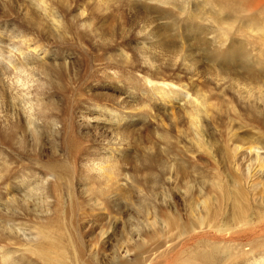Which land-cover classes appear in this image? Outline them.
I'll use <instances>...</instances> for the list:
<instances>
[{
    "label": "rangeland",
    "instance_id": "obj_1",
    "mask_svg": "<svg viewBox=\"0 0 264 264\" xmlns=\"http://www.w3.org/2000/svg\"><path fill=\"white\" fill-rule=\"evenodd\" d=\"M182 1L185 12H178V7L162 6L175 13L164 20L158 16L159 11H153L157 3L145 0H0V47L6 42L36 57L38 62L33 63L40 75L39 109L51 102L53 107H49L48 113L53 122L63 126L52 149L47 132L42 135L43 150L32 140V134L21 140L8 127L0 131V257L1 252L14 253L13 259L25 260L21 250L31 248L36 229L58 226L65 229L66 235L70 231L74 251L81 242L88 254L98 253L96 259L101 264L133 263L138 256L144 258L142 254L135 256L140 249L151 250L155 246L170 252L179 241L174 239L175 231L165 229V217L180 216L179 223L186 219L187 196L193 193L198 200L196 188L192 192L187 188L205 183L210 189L221 179L222 184L228 183L221 176L227 173L219 164L224 148L238 146L249 158L256 157L257 152L264 158V103L258 99L254 104L238 100L235 88L240 84H257L244 83L242 75L236 72L241 68L229 58L211 59L210 50L198 43L197 32L190 34L189 29L210 22V17L205 21L201 11L202 7L212 11L213 0H174L175 4ZM215 1L217 4L220 0ZM263 5L255 12L258 15L250 39L260 38L258 47L264 50ZM250 9L245 5L243 13ZM186 18L190 21L187 26L182 21ZM144 28L158 29V39L168 45L173 38L175 43H171L167 57L158 54L156 60L145 63L141 49L146 52L145 44L151 41H145V34H140ZM244 28L234 35L242 36ZM42 49L49 53L43 54ZM185 54L194 60L177 58ZM78 61L81 63L76 66ZM54 63H74V73L80 74L86 72L81 65L90 66L85 78L89 86L81 90L83 99L90 97L81 104L83 107H68L62 96L48 97L59 89L50 67ZM114 78H121L120 83ZM253 88L258 90L261 86ZM253 110L260 113L261 121L252 119ZM104 111H109L110 116ZM115 113L122 116L118 126L108 121L114 119ZM71 115L78 127H87L80 133L89 136L84 142L91 153L82 158L68 152L74 138L65 131L68 124L62 121L69 122ZM95 117L102 119L106 128L112 126L115 134L95 127L101 126L91 121ZM197 130L204 136L198 138ZM249 143L263 150L255 148L251 152L246 149ZM238 158L240 166L237 163L232 168L239 166L247 172L245 156ZM103 159L113 164L118 159L114 178L100 172ZM253 163L257 167L258 163ZM34 169L36 179H53L54 175L57 186L48 194L50 204L33 197L29 198L32 203L26 210L20 202L25 191L21 182L26 179L24 173L29 175ZM257 169L264 170L261 166ZM207 174H212V178ZM155 218L157 223L162 222L156 224ZM153 224L159 226L153 229ZM9 225H20L26 236H14ZM212 246L208 241L187 246L176 264H202L200 252H209ZM0 264L6 263L0 258Z\"/></svg>",
    "mask_w": 264,
    "mask_h": 264
},
{
    "label": "bare ground",
    "instance_id": "obj_2",
    "mask_svg": "<svg viewBox=\"0 0 264 264\" xmlns=\"http://www.w3.org/2000/svg\"><path fill=\"white\" fill-rule=\"evenodd\" d=\"M145 1H153L154 3H157L156 9L153 11H159L160 13L158 16L164 17V20L171 19L175 13L174 11H166L162 6L178 7V12L179 10H182L183 12L186 11L183 1L176 4L174 0H172V2L167 0ZM260 1L262 0H220L216 4V1L213 0L211 3L215 6L212 11H208V8L204 7H202L201 11L202 16L204 18L206 17L205 21H208L207 18L209 19L210 17V22L204 24L203 27H199L198 25L195 27L197 29H189L190 34L197 32L198 43L210 50L208 54L211 59L224 61L229 58L234 64L241 68V71L236 72H239L238 76L242 75V81H244V83L247 81L261 86L258 90L253 88L257 85L253 87L246 86V84L235 86L238 91V100L242 99V101H244L243 99H246L250 104H254L256 99L264 103V50L258 47V44L261 43L260 38L250 39V33L255 26L254 20L256 19V15H258L255 14V12L257 10L259 11L260 7L263 5V1ZM245 5L251 7L249 10L250 12L246 14L243 13ZM230 8H233V10L226 11V9ZM217 9H220V12H217ZM199 10H201V8ZM252 16L255 17L252 18ZM180 18L182 19V17ZM182 21H184L185 26L190 23L187 18ZM243 28L242 36L234 35L241 32ZM233 31L235 32L233 33V36H231ZM257 31H261V29H257ZM140 34H145V41H151L148 44H145L144 47L146 52L151 55L141 49V51L145 53L146 64H150L158 57V54L167 57L166 54L169 53L170 46L175 43L173 38L170 40V45H168L163 39H158V36H160L158 29L144 28V30H140ZM200 34H203V36H200ZM237 37H242V40ZM30 52L34 53V51ZM17 53L18 57L16 56ZM45 53L47 54L49 51L45 49L43 54ZM93 57L95 59V56ZM188 57H190V61L191 59L194 60V57L192 58L189 54H185L183 57L180 55L177 56L178 59L185 61ZM33 60L38 62L33 54L25 52L19 47L13 48L6 42L0 47V131L8 130V127L12 129L13 132L17 133L21 140H27L28 135L32 134V140L39 143L42 150L44 148L41 143L42 135L47 132V137H50L51 139H46L51 144L52 149L54 140L59 136L63 126L53 122V117L48 113L49 107H53L51 102L39 109L37 92L39 90L40 75L38 77ZM80 63L81 61H78L76 66L80 65ZM50 67L55 72L54 79L57 85H59V89L54 91V93L48 97L51 98L55 95L62 96L66 105L68 104V107H83L81 104L83 105L90 97L88 95L87 98L83 99L84 96L81 93L82 88L89 86V83L85 78L89 71H91L90 66L81 65L82 70L86 71L81 74L74 73V63H54L53 66ZM47 70L49 71L48 67ZM115 79L118 80L116 82L120 83L121 78H114V80ZM76 85H78L80 89H78ZM248 85L251 84L248 83ZM106 97L110 99V95H106ZM199 103L200 102H198V104ZM199 107L201 106H197V108ZM95 110L97 113L98 109ZM104 112L105 115L110 116L109 111ZM112 116H114V119H109V124L111 122L116 126L121 124V115L115 113ZM190 117L192 118V115H190ZM256 118L258 121H261L260 113L255 114L253 110L252 119L255 121ZM91 121L98 122V124L101 125L95 127L104 130L105 132L109 131L112 134H115L111 129L112 126L106 128L104 124L101 123L102 119L95 117L91 119ZM62 122L68 124V129H65V131H69L71 134L70 136L74 138L68 152L73 156L74 154L79 155L80 158H82L83 155H87V153H91L89 152L91 150H89L84 142V140L88 141L89 136L80 133L82 132V129H86L87 127L82 124L78 127V124L74 122V115H71V120L69 122L64 120ZM197 131V133L195 132L197 137L201 136L202 133L200 134L199 130ZM202 136L204 135L202 134ZM79 137L81 140H78ZM200 142L201 140L199 139V143ZM250 144L251 143H249V145ZM252 145L253 144L246 149L251 152L255 148L263 150L262 147H252ZM0 149L2 150V148ZM241 150L243 149L241 147L238 148V146L235 148L230 146L226 149L224 148L222 162L220 163L219 161V164H221V167H223L225 173H227L221 175L226 178L228 181L227 184H222L221 179V181H219L221 183L218 182V184L215 185L214 182L210 189L207 187L208 184L205 183L186 189L187 191L189 190V192H192V190L196 188L194 189V192H197L198 200L197 202L195 201L197 196L194 198L193 193V195L188 193L189 195L187 196L186 203V205L188 204V214L184 221L179 223L180 216L170 215V217L163 215V217L167 216L164 220L165 224H163L165 229H168L169 232L175 231L176 234L174 239L179 241L178 243L176 241L177 245L176 243L172 245L173 249L170 252L164 250L160 251V246H155L154 249L151 250L140 249L135 256L137 257L142 254L144 258L138 256L136 258L137 260L133 263L124 261L121 264H176L182 253L185 251V247L192 244H199L203 241H208L212 243L213 246L209 249V252H200V263L202 264H251L257 261L259 262L256 264H264V170L257 169L258 166L264 168V158L261 157L259 152H257L256 157L249 158L244 152H240ZM238 156H245L244 159H246V163H248L247 172L239 167L240 159ZM117 160L115 161V164H113L108 159H103L99 164L100 172H102L103 175L108 176V178H114L116 172L115 168L118 165ZM253 162L258 163L257 167L253 166ZM89 163H91V160H89ZM237 163L239 165L238 168L233 169L232 166ZM96 164H98V162ZM34 171L35 169L32 170L29 175V172L24 173L26 179L21 182L25 191L21 198L23 201L20 202L22 207L26 210L29 207L28 204L32 203L29 201V198L33 199L34 197L41 200V202H46L47 205L50 204L48 199L51 195L48 194H51L57 186V180L54 175H51L53 179H48V176H42L36 179L35 177H37V173ZM117 172L120 174L119 171ZM33 175L34 178H31ZM120 175H117V177ZM210 175L208 176L210 177ZM218 175H220V172ZM218 175H216V177ZM216 177H213L214 181ZM33 204L36 203L33 202ZM156 219L157 218H155L154 221H156ZM160 222L162 221H158L159 224ZM155 223L158 224L157 221ZM151 226H153L154 229L155 226L159 225L153 224ZM8 228L11 229V233L14 236L16 234L26 236L27 234L26 230L20 225H9ZM35 233L31 248L28 250H21V252L25 253L24 255L27 263L25 260H22L21 257L18 260L13 259L14 253L4 255L1 252V260L6 264H101V262L96 259L98 253L89 251L90 253L88 254V252L84 250L83 243L81 242L79 247L74 251V242H70V239L71 241L73 240L70 231L66 235L65 229L61 226L43 227L38 230L36 229ZM105 234L106 232H104V235ZM26 253L29 254V256L31 255L32 258L34 257L33 263L32 258L27 256Z\"/></svg>",
    "mask_w": 264,
    "mask_h": 264
}]
</instances>
